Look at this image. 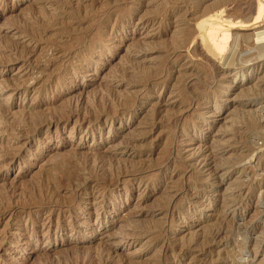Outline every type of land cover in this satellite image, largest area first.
I'll return each instance as SVG.
<instances>
[{
	"label": "rangeland",
	"instance_id": "374dc122",
	"mask_svg": "<svg viewBox=\"0 0 264 264\" xmlns=\"http://www.w3.org/2000/svg\"><path fill=\"white\" fill-rule=\"evenodd\" d=\"M192 1L0 0V264H264V59L212 45L264 0Z\"/></svg>",
	"mask_w": 264,
	"mask_h": 264
},
{
	"label": "bare ground",
	"instance_id": "6f19581e",
	"mask_svg": "<svg viewBox=\"0 0 264 264\" xmlns=\"http://www.w3.org/2000/svg\"><path fill=\"white\" fill-rule=\"evenodd\" d=\"M177 1H178V0H177ZM186 1H187V0H186ZM189 2H190V1H189ZM191 2H195V1H192V0H191ZM217 2H218V1H217ZM186 3H187V2H186ZM215 3H216V2H215ZM192 4H193V3H192ZM211 5H212V4H211ZM213 5H214V4H213ZM220 5H221V4H220ZM220 5H219V6H220ZM224 5H225V4H224ZM221 6H222V5H221ZM209 7H210V6H209ZM208 9H209V8H208ZM218 9H219V7H218ZM206 10H207V9H206ZM218 11H219V10H218ZM257 11H258V10H257ZM205 12H206V11H205ZM208 12H209V10H208ZM216 13H217V12H216ZM180 14H181V13H180ZM253 14H254V13H253ZM183 15H184V14H183ZM216 15H217V14H216ZM36 16H37V15H36ZM200 16H201V15H200ZM52 17H53V16H52ZM203 17H205V18H203L202 21H203L204 23H207V24H208V33H209V31H210L209 29L211 28L210 25H211L212 23H214V22H218V21H216V18H215V19H210L209 17H206V16H203ZM214 17H215V16H214ZM200 18H201V17H200ZM200 18H199V19H200ZM247 18L250 19L251 16H250V17H247ZM247 18H246V21H242V20L240 21L239 19H238V20H234V19H233V20H231V19H228V20H227V19H226V20H227L228 22L239 23V24H241L242 27H245V28H246V27H247V24L251 22V21H250L251 19H250V20H247ZM44 19H45V17H44ZM44 19H43V20H44ZM263 20H264V7L262 6V7L260 8L258 14L256 15L254 21H255V23H257V22H258V23H261ZM249 21H250V22H249ZM201 23H202V22H201ZM178 24H179V23H178ZM43 25H44V23H43ZM43 25H42V26H43ZM263 25H264V23H263ZM226 27H227V26H226ZM179 28H180V27H179ZM240 28H241V27H240ZM231 29H232V28H231ZM256 29H257V28H256ZM261 29H262V30L255 32L253 36H251V37H247V38H245V39H242V35H241V33H238V32H237V33H232L231 31H229V32H224L223 34H221V35H219V36L217 37V41H218V42H217V45H218V46L216 47V46H214V44H212V45H213V49L215 50V52L217 53V55H218L219 57H221V60L224 61V64H225L226 66H228V67H229V66H230V67H231V66H237V65L242 64V63H244V62H246V61H249L250 57L261 58V59L263 58V59H264V26H263V28H261ZM181 31H182V30H181ZM255 31H256V30H255ZM27 32H29V31H27ZM213 32H214V31H213ZM211 34H212V33H211ZM177 35H178V34H177ZM181 35H182V34H181ZM193 35H194V34H193ZM179 36H180V35H179ZM243 36H244V35H243ZM177 38H178V37H177ZM243 38H244V37H243ZM253 39H254V42H253V43H254L255 45H253V44H252V46L250 45V46H251V50H252L253 53H251V56H247L246 58L241 57V56H240V55H241V52H242V51H241V40H244V42L247 41V44H248V43H252ZM117 40H118V39H117ZM159 41H160V40H159ZM174 42H175V41H174ZM179 42H180V41H179ZM244 42H243V43H244ZM155 43H156V42H155ZM210 43H211V42H210ZM157 44H158V43H157ZM175 44H176V42H175ZM178 44H179V43H178ZM182 44H183V41H182ZM245 44H246V43H245ZM247 44H246V45H247ZM114 45H117V43L114 44ZM160 45H161V44H160ZM162 46H163V45H162ZM119 47H120V46H118V48H119ZM244 47H245V46H244ZM116 48H117V47H116ZM173 48H174V47H173ZM251 50L249 49V51H251ZM23 52H24V51H23ZM113 52H114V50H113ZM223 52H224V53H223ZM92 54H93V53H92ZM108 54H109V53H108ZM248 54H249V53H248ZM252 54H253V56H252ZM242 55L245 56V54H242ZM249 55H250V54H249ZM261 59H260V60H261ZM254 60H255V59H254ZM249 68H250V67H249ZM249 68H248V69H249ZM237 70H238V69H237ZM127 73H128V72H125V74H127ZM159 73H160V72H159ZM159 73H158V74H159ZM189 74H190V73H189ZM189 74H188V75H189ZM192 75H193V74H192ZM192 75H191V76H192ZM198 75H200V74L198 73ZM159 76H160V74H159ZM180 76H181V75H179V77H180ZM183 76L187 77L186 74L183 75ZM189 76H190V75H189ZM196 76H197V75H196ZM203 76H204V75H203ZM197 77H198V76H197ZM199 77H200V76H199ZM210 78H211V77H209V79H210ZM183 79H184V78H183ZM183 79L181 78V80H183ZM199 79H201V77H200ZM203 79H204V78H203ZM211 79H212V78H211ZM125 80H126V79H125ZM181 80H180V81H181ZM196 80H197V79H196ZM212 80H213V79H212ZM202 81H203V80H202ZM202 81H200L199 83L202 84V83H201ZM197 82H198V81H197ZM203 82H204V81H203ZM209 82H210V81H209ZM211 84H212V83H211ZM211 84H210V85H211ZM210 85H208L209 88H210ZM214 85H215V84H214ZM221 85H222V84H221ZM16 86H17V85H16ZM204 86H205V85H203V87H204ZM211 86H212V85H211ZM16 88H17V87H16ZM254 88H255V87H254ZM257 88H258V87H257ZM17 89H18V88H17ZM17 89H16V90H17ZM207 89H208V87H207ZM148 90H149V89H148ZM175 90H176V89H175ZM184 90H185V89H184ZM188 90H190V89H188ZM248 90H249V89H248ZM255 90H256V89H255ZM261 90H262V89H261ZM261 90H259V91L261 92ZM14 91H15V90H14ZM192 91H193V90H192ZM250 91H251V90H250ZM253 91H254V90H252V92H253ZM262 91H263V90H262ZM187 92H188V91H187ZM247 92H248V91H247ZM255 92H256V91H255ZM185 93H186V92H185ZM194 93H195V92H194ZM115 94H116V93H115ZM191 94H193V93H191ZM245 94H246V93H245ZM251 94H252V93H251ZM243 95H244V94H243ZM243 95H242V96H243ZM110 96H111V95H110ZM133 96H134V95H133ZM250 96H251V95H250ZM253 96H255V94L252 95V97H250L249 99H251V98L253 99V98H254V100H255V97H253ZM259 96H260V95H259ZM193 97H194V95H193ZM196 97H197V96H196ZM248 97H249V95H246V99H247ZM127 98H128V97H127ZM133 98H134V97H133ZM133 98H132V99H133ZM135 98H136V96H135ZM242 98H244V97H242ZM256 98H257V97H256ZM134 100H135V99H133V103H132V105L129 107V108H131V111H132L133 109H135ZM190 100H191V99H190ZM244 100H245V99H244ZM248 101H249V100H248ZM135 104H136V103H135ZM126 108H127V107H126ZM1 110H2V109H1ZM128 110H129V109H128ZM237 110H238V109H237ZM3 111H5V110H3ZM38 111H39V110H38ZM104 111H105V110H104ZM126 111H127V110H123V111H122V114H124ZM31 112H32V111H31ZM36 112H37V111H36ZM183 112H185V111H183ZM242 112H244V111H242ZM249 112H250V111H249ZM27 113H29V111H28ZM112 113H113V112H112ZM116 113H119V112L117 111ZM169 113H171V112H169ZM176 113H177V112H176ZM2 114H3V113H2ZM105 114H106V113H105ZM186 114H187V113H186ZM35 115H36V114H35ZM77 115H78V114H77ZM77 115H76V116H77ZM242 115H243V113H242ZM120 116H121V115H120ZM180 116H181V115H180ZM183 116H184V115H183ZM236 116H238V115H236ZM248 116H249V115H248ZM252 116H253V115H252ZM21 117H22V116H21ZM26 117H27V118H30L31 116H29V114H28V116H26ZM61 117H62V116H61ZM78 117H79V115H78ZM178 117H179V116H178ZM238 117H241V116H238ZM253 117H254V116H253ZM59 118H60V117H59ZM94 118H95V117H93V119H94ZM102 118H103V117H102ZM170 118H171V117H170ZM187 118H188V116H187ZM242 118H243V116H242ZM246 118H248V117H246ZM21 119H22V118H21ZM37 119H39V118H37ZM40 119H41V118H40ZM91 119H92V118H91ZM93 119H92V120H93ZM95 119H96V118H95ZM108 119H109V118H108ZM152 119H153V117H152ZM171 119H172V118H171ZM178 119H179V118H178ZM236 119H238V118H236ZM248 119H249V118H248ZM252 119H253V118H252ZM11 120H12V119H11ZM11 120H10V121H11ZM172 120H173V119H172ZM181 120H182V119H181ZM250 120H251V119H250ZM257 120H258V119H257ZM10 121H9V122H10ZM27 121H29V120H27ZM42 121H43V120H41L40 122H42ZM56 121H58V120H56ZM97 121L101 122L102 120H100V119L98 120V119H97ZM106 121H107V120H105V122H106ZM170 121H171V120H170ZM170 121H169V122H170ZM177 121L179 122V120H177ZM242 121H243V120H242ZM246 121H248V120H246ZM251 121H252V120H251ZM251 121L249 122V124H248L247 126H248V127H251L252 129H254V127H257V125H258L257 123H258L259 121H258L257 123H256L255 119H254V122H251ZM33 122H34V121H33ZM35 122H36V121H35ZM35 122H34V123H35ZM43 122H44V121H43ZM46 122H47V121H46ZM169 122H168V123H169ZM178 122H177V123H178ZM239 122H240V121H239ZM243 122H244V121H243ZM26 123H27V122H26ZM37 123H38V122H37ZM106 123H107V122H106ZM168 123H167V124H168ZM175 123H176V121H175ZM175 123H174V124H175ZM241 123H242V122H241ZM24 124H25V123H24ZM35 124H36V123H35ZM169 124H170V123H169ZM169 124H168V125H169ZM242 124H244V123H242ZM27 125H28V124H27ZM31 125H32V124H31ZM38 125L40 126L39 123H38ZM38 125H36V126H38ZM41 125H42V123H41ZM171 125H173V124H171ZM16 126H18V125H16ZM39 126H38V127H39ZM42 126H43V125H42ZM102 126H103V124H99V125H98V127H100V129L102 128ZM175 126H176V125H175ZM245 126H246V125H245ZM258 126H259V125H258ZM262 126H263V125H262ZM184 127H185V126H184ZM241 127H242V126H241ZM248 127H247V130H248ZM7 128H8V127H7ZM18 128H19V127H18ZM36 128H37V127H36ZM73 128H74V127H73ZM73 128H72V130H73ZM28 129H29V128H28ZM252 129H251V130H252ZM1 130H2V129H1ZM31 130H32V129H31ZM102 130H103V129H102ZM160 130H161V129H160ZM163 130H165V129H163ZM26 131H27V130H26ZM26 131H25V133H28V131H27V132H26ZM34 131H35V129H34ZM77 131H78V130H77ZM258 131H259V130H258ZM29 132H30V131H29ZM32 132H33V130H32ZM71 132H72V131H71ZM161 132H162V131H161ZM255 132H257V131H255ZM255 132H252V133H255ZM33 134H34V133H33ZM33 134H32V135H33ZM235 134H237V133H234V135H235ZM238 134H239V133H238ZM238 134L236 135L237 137L240 136V135L238 136ZM22 135H23V134H22ZM30 135H31V133H30ZM236 136H235V137L233 136V137H234V138H237ZM21 138H22V137H21ZM25 138H26V137H25ZM240 138H241V137H240ZM240 140H241V139H240ZM240 140H238V141H240ZM243 140H244V139H243ZM246 140H247V139H246ZM141 141H142V140H141ZM232 141H233V140H232ZM233 143H234V142H233ZM234 144H235V143H234ZM234 144H233L232 146H234ZM244 144H246V141L244 142ZM248 144H249V143H248ZM130 145H131V144H130ZM236 145H237V144H236ZM241 145H242V144H241ZM145 146H146V145H145ZM237 146H238V145H237ZM242 147H244V146H242ZM142 148H143V147H142ZM147 148H148V145H147ZM234 148H235V147H234ZM238 148H239V147H238ZM239 149H241V148H239ZM242 150H243V149H242ZM70 152H72V151H70ZM74 152L76 153L75 150H74ZM235 152H236V151H235ZM247 152H248V150H247ZM78 153H79V152H78ZM78 153H76V158L78 157L77 155H79ZM248 153H249V152H248ZM248 153H247V154H242V155L238 154V155H239L240 158H242L241 156H244V159H246L247 156L245 157V155H248V156L250 155V154H248ZM69 154H70V153H69ZM69 154H68V155H69ZM234 154H235V153H234ZM234 154H233V155H234ZM12 155H13V154H12ZM59 155H60V154H59ZM236 155H237V154H236ZM80 157H81V156H80ZM82 157H83V156H82ZM82 157H81V158H82ZM99 157H101V159L103 160L105 156H104L103 158H102V156H99ZM83 158H84V157H83ZM95 158H97V157H95ZM232 158H233V157H232ZM232 158H231V159H232ZM236 158L238 159V156H236ZM240 158H239V160H240ZM84 159H85V158H84ZM84 159H83V161H84ZM101 159H100V160H101ZM105 159H106V157H105ZM105 159H104V161H105ZM109 159H110V158H109ZM109 159H108V160H109ZM149 159H150V158H149ZM233 159H234V158H233ZM237 159H235V161H236ZM242 159H243V158H242ZM242 159H241V160H242ZM79 160H80V162H81V159H79ZM86 160H87V159H86ZM97 160H98V159H97ZM100 160H98V162H100ZM106 160H107V159H106ZM108 160H107V161H108ZM111 160H112V159H111ZM216 160H217V159H216ZM222 160H223V159H222ZM121 161H122V160H121ZM126 161H127V160H126ZM149 161H150V160H149ZM225 161H226V159H225ZM105 162H106V161H105ZM109 162H110V161H109ZM151 162H152V161H151ZM151 162H150V163H151ZM167 162H168V161H167ZM219 162H220V161H219ZM228 162H229V161H228ZM231 162H232V161H231ZM231 162H230V163H231ZM81 163H83V162H81ZM81 163H80V164H81ZM85 163H87V162H85ZM88 163H89V162H88ZM96 163H97V162H96ZM100 163L105 164V163H103V161L100 162ZM137 163H138V162H136V164H137ZM213 163H214V162H213ZM225 163H227V162H225ZM234 163H236V162H233V167L235 166ZM83 164H84V163H83ZM102 164H101V165L99 164L100 167L104 166V165H102ZM107 164H108V163H107ZM132 164L134 165V163H132ZM132 164H131V165H132ZM139 164H140V163L137 164V165H138L137 167H139ZM142 164H143V163H142ZM217 164H218V163H217ZM217 164H216V165H217ZM219 164L225 166V165L222 164V163H219ZM239 164H241V162H240ZM89 165H90V164H89ZM89 165H87V166H89ZM105 165H106V164H105ZM143 165H145V164H143ZM149 165H150V164H149ZM152 165H153V164H152ZM220 165H219V166H220ZM228 165H229V163H228ZM230 165H231V164H230ZM261 165H262V164H261ZM79 166H80V165H79ZM87 166H86V167H87ZM90 166H92V165H90ZM147 166H148V165H147ZM155 166H156V165H155ZM219 166H218V167H219ZM236 166H238V165L236 164ZM236 166H235V167H236ZM83 167L85 168V165H83ZM98 167H99V166H98ZM131 167H132V166H131ZM137 167H136V168H137ZM141 167H142V166H141ZM148 167L150 168V166H148ZM194 167H195V166H194ZM216 167H217V166H216ZM220 167H221V166H220ZM229 167H230V166H229ZM229 167H228V168H229ZM233 167H232V168H233ZM88 168H89V167H88ZM88 168H87L86 170L89 171L90 168H89V169H88ZM134 168H135V167H134ZM136 168H135V169H136ZM145 168H147V167L145 166ZM97 169H98V168H97ZM152 169H153V168H152ZM90 170H92V167H91ZM93 170H94V169H93ZM99 170H100V169H99ZM105 170H106V169H105ZM105 170H104V172H105ZM129 170H132V168L129 169ZM143 170H144V168H143ZM170 170H171V169H170ZM216 170H217V168H216ZM106 171H107V170H106ZM126 171H127V170H126ZM222 171H223V170H222ZM84 172H85V171H84ZM99 172H101V171H99ZM129 172H130V171H129ZM87 173H89V172H87ZM87 173H86V174H87ZM91 173H92V172H91ZM93 173H94V172H93ZM107 173H108V172H107ZM198 173H199V172H198ZM226 173H227V172H226ZM40 174H42V172H41ZM100 174H101V173H100ZM104 174H105L106 176H108L106 173H104ZM111 174H112V173H111ZM138 174H140V173H138ZM215 174H216V173H215ZM42 175H44V173H43ZM81 175H82V174H81ZM89 175H90V174H89ZM92 175H93V174H92ZM136 175H137V174H136ZM46 176H48V175H46ZM46 176H45V178H46ZM82 176H83V175H82ZM86 176H87V175H86ZM117 176H118V175H117ZM94 177H95V176H94ZM200 177H201V176H200ZM217 177H218V175H217ZM34 178H35V177H34ZM36 178H40V177L37 176ZM83 178H84V177H83ZM106 178H107V177H106ZM193 178H194V177H193ZM46 179H47V178H46ZM76 179H77V178H76ZM178 179H179V178H178ZM178 179H177V181H178ZM35 180H36V179H35ZM38 180H40V179H37V182H39ZM79 180H80V179H79ZM90 180H91V178H90ZM92 180H93V179H92ZM180 180H181V179H180ZM182 180H183V179H182ZM204 180H206V179H204ZM204 180H203V181H204ZM31 181H33V180H31ZM86 181H87V179H86L84 182H86ZM95 181H97V180H95ZM111 181H112V180H111ZM111 181H109V182H111ZM199 181H200V178H199ZM203 181H202V182H203ZM29 182H30V181H29ZM35 182H36V181H35ZM35 182H34V183H35ZM37 182H36V183H37ZM200 182H201V181H200ZM32 183H33V182H32ZM90 183H91V182H90ZM102 183H103V182H102ZM104 183H105V182H104ZM104 183H103V184H104ZM185 183H186V182H185ZM203 183H204V182H203ZM29 184H30V183H29ZM40 184H41V183H40ZM40 184H39V186H40ZM100 184H101V183H100ZM107 184H108V183H106L105 185H107ZM241 184H242V183H241ZM23 185H24V184H23ZM55 185H56V183H55ZM81 185L84 186L83 184H80V183H79V184L76 186V189H75V187H74L75 190H74V193H73V194H75V193L78 194V193H80L82 190H84V188L81 189ZM86 185H87V184H86ZM108 185H109V184H108ZM177 185H178V184H177ZM239 185H240V184H239ZM243 185H244V184H243ZM25 186H26V184H25ZM25 186H24V187H25ZM28 186H31V185H28ZM46 186H47V185H46ZM52 186H53V185H52ZM56 186L58 187V185H56ZM183 186H184V185H183ZM240 186H241V185H240ZM32 187H33V186H32ZM48 187H50V186H48ZM57 187H56V188H57ZM84 187H85V186H84ZM89 187H90V185H89ZM237 187H238V185H237ZM237 187H236V189H237ZM4 188H5V187H4ZM25 188H26V187H25ZM27 188H28V187H27ZM29 188H30V187H29ZM39 188H40V187H39ZM54 188H55V187H54ZM54 188H52V189L54 190V191H52V192H54V193L60 189L59 187H58V188H59L58 190H56V189H54ZM112 188H113V187H112ZM114 188H115V187H114ZM200 188H201V187H200ZM213 188H214V187H213ZM239 188H240V187H239ZM33 189H34V188H33ZM42 189H43V187H42ZM45 189H46V188H45ZM52 189H51V190H52ZM254 189H255V188H254ZM2 190H3V189H2ZM17 190H18V189H17ZM17 190H15V191H17ZM23 190H24V189H23ZM30 190H31V189H30ZM30 190H29V191H30ZM38 190H39V189H38ZM38 190H37V191H38ZM55 190H56V191H55ZM66 190H67V189H66ZM68 190H69V189H68ZM68 190H67V191H68ZM249 190H250V189H249ZM6 191H7V190H6ZM15 191H14V189H13V192H14V193H16ZM31 191H32V190H31ZM33 191H34V190H33ZM43 191H44V190H41V192L44 194ZM46 191H47V190H46ZM107 191H108V190H107ZM110 191H111V190H110ZM206 191H208V190H207V189H204V190H203V193H206ZM253 191H254V190H253ZM3 192H5V190H3ZM3 192H2V193H3ZM23 192H24V191H23ZM23 192H22V193L19 192V193H20V196H22L21 194H23ZM52 192H51V193H52ZM95 192H96V191H95ZM11 193H12V192H11ZM24 193H25V192H24ZM33 193H34V192H33ZM33 193H32V194H33ZM39 193H40V192H39ZM45 193H46V192H45ZM54 193H52V194H53V197H54ZM82 193H83V192H82ZM98 193H99V191H98ZM29 194H30V193H29ZM40 194H41V193H40ZM43 194H42V195H43ZM59 194H60V193H59ZM62 194H63V193H62ZM66 194H67V193H66ZM71 194H72V193H71ZM83 194H85V193H83ZM90 194H91V193H90ZM247 194H248V193H247ZM253 194H254V192H253ZM2 195L5 196L6 194H5V195L2 194ZM27 195H28V194H27ZM37 195H38V193H37ZM37 195H35V196H36V197H39V196H37ZM46 195H48V194H46ZM55 195H56V193H55ZM57 195H58V193H57ZM68 195H70V194H68ZM85 195H87V194H85ZM11 196H12V195H11ZM25 196H26V195L23 194L22 198H24ZM50 196H51V194H50ZM169 196H170V194H169ZM232 196H233V195H232ZM234 196H235V195H234ZM234 196H233V197H234ZM0 197H1V196H0ZM36 197H35V198L33 197V198L36 199L37 201H38L39 199L43 200L42 197H41V195H40L39 199H37ZM43 197H44V196H43ZM46 197H47V196H46ZM59 197H60V196H59ZM233 197H232L231 199H233ZM2 198H3V197H1V199H2ZM26 198H27V197H26ZM54 198H56V197H54ZM60 198H61V199H62V198L64 199V196H63V197H60ZM60 198H59V199H60ZM171 198H172V196H171ZM7 199H9V198H7ZM27 199H29V198H27ZM27 199H26V200H27ZM30 199L32 200L31 197H30ZM44 199H45V197H44ZM49 199H50V202L53 200V198H52V200H51V198H49ZM75 199H76V198H75ZM78 199H79V198H78ZM165 199H166V198H165ZM169 199H170V198H169ZM234 199H235V198H234ZM242 199H245V198H242ZM26 200H25V201H26ZM36 200H33V203H34V202L36 203ZM64 200L66 201L67 198L64 199ZM83 200H84V199H83ZM3 201H4V200H3ZM8 201H9V200H8ZM8 201H7V202H8ZM11 201H12V200H10V202H11ZM28 201H29V200H28ZM28 201H26V202H28ZM45 201H46V200H45ZM55 201H56V199H55ZM55 201H54V202H55ZM57 201H59V200H57ZM57 201H56V202H57ZM69 201H70V200H69ZM79 201H80V199H79ZM163 201H165V200H163ZM170 201H171V200H170ZM229 201H230V200H229ZM239 201H240V200H239ZM0 202H2V200H0ZM10 202H9V203H10ZM30 202H31V201H30ZM30 202H29L28 204H30V206H31L32 203H30ZM41 202H42V201H41ZM46 202H48V201H46ZM46 202H45V203H46ZM56 202L54 203V205L57 204ZM60 202H61V201H60ZM63 202H64V201L62 200L61 203H63ZM66 202H68V201H66ZM81 202H82V201H81ZM165 202H167V201H165ZM165 202H164V203H165ZM171 202H172V201H171ZM231 202H232V201H231ZM237 202H238V201H237ZM3 203H4V202H3ZM35 203H34V204H35ZM38 203H39V202H38ZM61 203H60V204H61ZM224 203H225V202H224ZM233 203L235 204V202H233ZM1 204H2V203H1ZM1 204H0V206H1ZM6 204H8V203H6ZM15 204H16V203H15ZM21 204H22V203H21ZM28 204H27V205H28ZM43 204H44V203H43ZM58 204H59V203H58ZM60 204H59L58 206H61V207H64V206H65L64 203H63V204H64L63 206L60 205ZM167 204H168V203H167ZM239 204H240V203H239ZM3 205H4V204H3ZM73 205H74V202L71 201V202L69 203V205H66V206H65V208H69V207H71V206H73ZM223 205H224V204H223ZM17 206H19V205H17ZM23 206H24V204H23ZM30 206H29V207H30ZM34 206H36V207H40V206H42V205H40V204H36V205H34ZM34 206H32V207L34 208ZM48 206H49V205H47L46 207H48ZM55 206H56V205H55ZM80 206H81V205H80ZM228 206H229V205H227L226 207H228ZM5 207H7V206H5ZM20 207H22V206H20ZM43 207H44V206H42V208H43ZM168 207H169V206H168ZM50 208H52V207H50ZM53 208H54V207H53ZM55 208H56V207H55ZM158 208H159V207H158ZM160 208H161V207H160ZM3 209H4V206H3ZM14 209H15V207H14ZM5 210H7V209H5ZM21 210H22V209H21ZM30 210H31V209H30ZM59 210H63V209L59 207ZM9 211H10V210H9ZM48 211H49V210H48ZM161 211H162V210H161ZM167 211H168V210H167ZM10 212H12L13 215H18V214H20V212H17L16 209H15V210H12V211H10ZM52 212H53V211H52ZM0 213H1V212H0ZM31 214H32V213H31ZM63 214H64V213H63ZM26 215H27V214H26ZM1 216H2V214H1ZM8 217H9V216H8ZM27 217H28V216H27ZM9 218H10V217H9ZM80 218H81V217H80ZM132 218H133V217H132ZM135 218H136V217H135ZM13 219H14V218H13ZM11 220H12V219H11ZM31 220H32V219H31ZM219 220H220V219H219ZM7 221H9V220H7ZM137 221H139V220H137ZM4 222H5V221H4ZM15 222H16V221H15ZM50 222H51V220H50ZM134 222H136V220H134ZM134 222H133V223H134ZM164 222H165V221H164ZM218 222H219V221H218ZM5 223H6V222H5ZM30 223H31V222H30ZM32 223H33V222H32ZM52 223H53V222H52ZM131 223H132V221H131ZM133 223H132V224H133ZM137 223H138V222H137ZM151 223L154 224L153 221H152ZM155 223H156V224H159V223H157V222H155ZM222 223H223V221H222ZM226 223H228V222H226ZM49 224H50V223H49ZM56 224L58 225L59 223H56ZM77 224H78V223H77ZM134 224H135V223H134ZM160 224H162V223H160ZM60 225H61V224H60ZM150 225L152 226V224H149V221H148V222H147V225L145 224V226H144V225H143V226H144L145 228H146V226H149V228H150ZM154 225H155V224H154ZM180 225H181V224H180ZM225 225H226V224H225ZM58 226H59V225H58ZM158 226H159V225H158ZM213 226H215V225H213ZM218 226L221 227V224L218 225ZM5 227H6V224H5ZM144 227H141V228H144ZM159 227L162 228L161 225H160ZM222 227H223V226H222ZM222 227H221V228H222ZM153 228L155 229V226H154ZM212 228H213V227H212ZM225 228H226V227H225ZM238 228H240V227H238ZM154 229L152 230L153 232H154ZM162 229H163V228H162ZM215 229H216V230H214L213 232H211L212 230H210L211 233H210V234L207 233V235L209 234L208 236L205 234V237H207L209 240H210V239L213 240L214 238L217 237V235H218L219 232H227V231H222V230H220V228H219V230H218L217 227H216ZM257 229H258V228H257ZM145 230H146V229H145ZM147 230H149V229H147ZM147 230H146V231H147ZM150 230H151V229H150ZM150 230H149V231H150ZM155 230H156V229H155ZM226 230H227V229H226ZM233 230H234V229H233ZM236 230H237V229H236ZM236 230H235V231H236ZM141 231H142V230H141ZM152 231H150V233H151ZM156 231H157V230H156ZM228 231H229V230H228ZM237 231H238V230H237ZM239 231H241L243 235H245V236H249V235H251V234L253 233V231H255V229H254V227H246V228L239 229ZM153 232H152V233H153ZM144 233H145V232H144ZM148 233H149V232H148ZM154 233H155V232H154ZM233 233H234V231H233ZM230 235H231V234H230ZM233 235H234V234H233ZM202 239H203V238H202ZM204 240H205V239H204ZM204 240H202V241H204ZM206 240H207V239H206ZM214 241H215V240H214ZM205 242H206V241H205ZM212 242H213V241H212ZM212 242H211V243H212ZM207 243H208V241H207ZM207 243H205V244H207ZM259 243H260V242H259ZM208 245H209V244H208ZM255 245H257V244L255 243ZM184 247H185V246H184ZM256 247H258V249H261V251L264 253V245H258V246H256ZM0 248H1V247H0ZM254 248H255V247H254ZM75 250H76V249H75ZM75 250H74V252H75ZM244 250H246V249L244 248ZM254 250H255V249H254ZM83 251L86 252V250H83ZM242 251H243V250H242ZM246 251H247V250H246ZM254 252H255V251H254ZM256 252H257V251H256ZM228 253H229V252H228ZM228 253H227V254H228ZM84 254H85V253H84ZM102 254H103V253H102ZM208 254H209V253H208ZM220 254H221V253H220ZM260 254H262V253H260ZM221 255H222V254H221ZM241 255H243V254H241ZM254 255H255V254H254ZM102 256H103V255H102ZM246 256H247V255H246ZM263 257H264V256H263ZM99 258H100V257H99ZM102 258H103V257H102ZM102 260H103V259H102ZM216 260H217V259H216ZM77 261H78V260H77ZM103 261H104V260H103ZM240 261H241V260H240ZM78 262H79V261H78ZM78 262H77V263H78ZM72 264H73V263H72ZM250 264H251V263H250ZM259 264H260V263H259Z\"/></svg>",
	"mask_w": 264,
	"mask_h": 264
}]
</instances>
